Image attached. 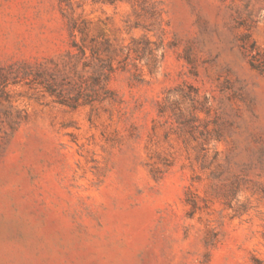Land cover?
<instances>
[{"label":"rangeland","instance_id":"rangeland-1","mask_svg":"<svg viewBox=\"0 0 264 264\" xmlns=\"http://www.w3.org/2000/svg\"><path fill=\"white\" fill-rule=\"evenodd\" d=\"M0 264H264V0H0Z\"/></svg>","mask_w":264,"mask_h":264},{"label":"trees","instance_id":"trees-1","mask_svg":"<svg viewBox=\"0 0 264 264\" xmlns=\"http://www.w3.org/2000/svg\"><path fill=\"white\" fill-rule=\"evenodd\" d=\"M254 69H257L255 66H252ZM258 70V69H257ZM261 71V70H260ZM262 72V71H261Z\"/></svg>","mask_w":264,"mask_h":264}]
</instances>
